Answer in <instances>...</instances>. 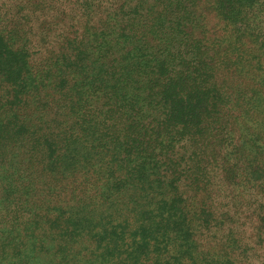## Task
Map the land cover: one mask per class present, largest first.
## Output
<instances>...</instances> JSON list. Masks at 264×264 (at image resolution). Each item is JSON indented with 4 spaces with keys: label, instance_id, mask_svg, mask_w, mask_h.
Masks as SVG:
<instances>
[{
    "label": "trees",
    "instance_id": "obj_1",
    "mask_svg": "<svg viewBox=\"0 0 264 264\" xmlns=\"http://www.w3.org/2000/svg\"><path fill=\"white\" fill-rule=\"evenodd\" d=\"M199 1L0 0V75L11 85L49 80L85 112L108 195L131 191L141 227L132 244L140 232L138 241L159 253L173 245L189 264H259L264 206H252L255 189L264 193V106L251 72L264 68L245 59L244 72H231L202 50ZM236 1L218 0L229 15ZM217 189L249 210L221 206Z\"/></svg>",
    "mask_w": 264,
    "mask_h": 264
},
{
    "label": "rangeland",
    "instance_id": "obj_2",
    "mask_svg": "<svg viewBox=\"0 0 264 264\" xmlns=\"http://www.w3.org/2000/svg\"><path fill=\"white\" fill-rule=\"evenodd\" d=\"M228 4L198 2L196 42L231 72H244L245 59L264 68V0H237L232 15ZM32 60L45 63L41 56ZM258 75L252 71L251 79L257 104L264 106V70ZM48 81L11 85L0 75V264H189L173 245L159 253L153 242L138 241L140 232L132 244L141 227L129 210L131 191L121 188L119 195H108L105 166L95 161L90 147L97 144L91 141L92 135L98 140L97 132L87 126L75 100L52 91ZM78 135L87 138L86 150L74 141ZM255 191L252 209H261L264 193L259 187ZM216 195L221 206L249 210L229 192L217 189ZM247 230L257 234L255 220L247 219ZM121 233L124 246L118 244ZM253 255L264 264V242Z\"/></svg>",
    "mask_w": 264,
    "mask_h": 264
}]
</instances>
